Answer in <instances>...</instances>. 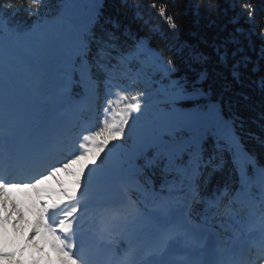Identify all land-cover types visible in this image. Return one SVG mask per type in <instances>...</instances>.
Listing matches in <instances>:
<instances>
[{"label": "snow or ice", "instance_id": "6c2138e0", "mask_svg": "<svg viewBox=\"0 0 264 264\" xmlns=\"http://www.w3.org/2000/svg\"><path fill=\"white\" fill-rule=\"evenodd\" d=\"M86 3L88 15L79 25H72V15L79 4L77 0H60L56 16L48 15L50 0H36L35 7L8 6L5 9L8 17L0 16V34L6 32L17 49L44 26L64 25L68 40L61 49L58 74L47 77L43 73L34 74L35 87L38 91L43 89L39 104L22 94L16 85L14 68L20 52L9 49L0 54V109L12 118L11 131L19 133L31 127L33 116L39 112L61 113L58 120H62L68 112L90 107L99 99L101 87L106 100H110L115 94L112 89L117 87L114 83L116 72L122 77L120 100L126 102L116 113L118 119L105 121V126L113 131L95 157H100L101 153L104 156L100 160L94 157L92 161L101 170L102 183L97 180L93 188L94 178L82 167L71 195L59 201V205L75 201V206L64 213L59 226L47 218V212L45 214L50 240L43 235L33 239L34 228L27 234L17 230L10 235L4 223L0 235V262L19 264L21 260L40 259L47 264H264V204L260 209L258 245L238 258L230 255L232 249L224 248L220 258L211 261L204 258L213 243L209 230L205 224L197 222L202 214L192 209L197 201L211 203L224 192L231 191L232 183L239 184L238 195L255 181L264 188V139L255 137L261 149L253 151L239 131L243 126L239 109L255 111L253 105L247 103L251 96L244 89L260 97L261 111L254 122L258 121L264 128V32L258 34L254 25L256 7L241 5L249 13L247 20L241 23V14L237 13L228 21L234 27L226 36L217 35L211 41L205 39L203 46L181 37L183 25L176 22L179 14L173 15L166 21L169 28L162 36L166 41L164 49H159L152 48L148 37L132 31V26L122 23L119 17L105 15L108 0H86ZM120 3L135 9V19H143L137 4L130 0H120ZM225 3L235 11L233 0H225ZM215 6L208 5L209 8ZM201 7L192 0L187 5L195 15H199ZM21 8L32 20L23 30L9 21V17L19 15ZM165 11L167 13L166 8ZM253 36L259 44L253 41ZM246 48L255 52V58ZM165 50L170 53L167 59ZM145 58L159 75V87L149 79L146 83L152 91L144 87L129 96L135 84L126 80L131 79L133 71L137 75L144 73L140 64ZM52 122L41 121L36 126ZM116 128L119 131H115ZM186 129L197 130V135L184 140L180 133ZM205 137L214 138L213 149L207 153L203 146ZM226 169H230V176L217 187L215 194L200 192L202 179L206 184L211 176L223 174ZM81 174H84L83 179ZM157 176L160 177L159 188ZM176 185L181 192L187 189L186 202L191 198L186 212L171 205ZM29 188L31 184L7 181L0 184L3 189L0 221H9L12 209L21 200L9 193ZM21 192L27 198L26 192ZM136 192L146 194L151 208L141 210L139 202L133 200ZM81 195L85 197L83 201L79 200ZM57 206L54 204L51 208ZM20 215L17 210L15 219L11 220L13 228ZM141 221L153 226L159 236L150 251L141 248L124 260L108 262L92 255V243L113 225L124 227L132 241ZM240 235L242 232L235 234L233 239H239ZM45 246L50 247L54 257L44 253ZM29 247L43 255L30 252L26 257Z\"/></svg>", "mask_w": 264, "mask_h": 264}, {"label": "trees", "instance_id": "16d2710c", "mask_svg": "<svg viewBox=\"0 0 264 264\" xmlns=\"http://www.w3.org/2000/svg\"><path fill=\"white\" fill-rule=\"evenodd\" d=\"M79 3L74 10L72 15V25H79L82 23L88 15V7L86 0H77ZM193 3H199L202 5L199 11V15L193 14L192 10L187 9L189 0H130V3L137 4L139 10L142 13L143 19L138 20L134 18V8H127L121 5L120 0H108V4L105 8V15L119 17L122 23L132 26V31L138 33L141 37H148L150 41V46L152 48L164 49L166 41L162 38L163 33H165L169 25L166 24V21H170L171 16L179 14L176 19L178 24H182L184 31L180 34L184 40L190 41L192 44H201L202 41L207 39L211 41L214 36L219 35L220 37L226 36L229 31L234 27L229 24V19L236 15L237 13L241 14V23L248 18V11L246 8H242L241 5H252L256 7V12L254 15V25L257 29V33L264 32V0H233L236 5L235 11L229 9L225 0H192ZM21 4L32 5L35 7L36 0H0V16L8 17L7 11L5 9L8 6L17 7ZM60 0H50L48 15L56 16L58 13ZM213 4L215 7L209 8L208 5ZM167 10V13L165 11ZM9 21L18 26L21 30L25 29L28 25L32 24L29 14L23 8L20 9L19 15L9 17ZM46 33V35L44 34ZM9 35L5 32L0 34V54L7 53L9 49L13 51H19L20 55L15 63V76L16 83L23 87L26 90V95L30 96L34 103L39 104L43 99V89L39 91L34 85L36 73H43L45 77L50 75V69L48 67V58L57 48L62 49L67 40V32L64 25H58L53 28L51 26H44L36 34L30 36L25 43L20 44V49H17L15 43L9 40ZM253 41L256 44H259V40L256 36L252 37ZM245 46H247V41H244ZM249 55L255 58V52L251 49H247ZM170 53L165 50V59L168 58ZM140 67L144 69V73L139 75L135 71L132 73L130 80L126 82L134 83V88L128 93L129 96L136 94L139 89L144 87H149V91H152V88L146 83L147 80H151L156 83V86L159 87V75L156 73L155 69L152 67L150 60L145 58L144 62L140 64ZM148 74V75H146ZM252 75L251 73H248ZM122 79L119 72L114 73V83L117 84V87H114L112 91L114 95L120 99V85L119 81ZM78 89H76L77 91ZM251 96V100L247 103L253 105L255 111L251 109L240 108L239 110L242 113L243 126L239 128L240 135L245 140V142L253 149V151H260L261 146L255 137L259 136L264 139V128L260 126V123L254 122L257 119L258 113L261 111V99L250 89H244ZM100 93L104 94L103 87L100 89ZM131 102V101H128ZM125 101H122V105H125ZM243 103V102H242ZM239 124V122H238ZM181 137L184 140H191L197 135V130H184L180 133ZM107 140L109 138V133L106 135ZM110 143H112L110 141ZM214 138L209 139L205 137L204 141V150L205 152H210L213 149ZM97 154V151H96ZM95 155H91L88 159V163L92 164ZM111 155V153H110ZM104 154L101 153L100 157H95V159L100 160ZM105 159H107L105 157ZM96 167L94 164H92ZM97 171V170H96ZM230 176V169H226L223 174H216L208 179V182L205 184L204 180H201L200 183V192L202 194H214L218 186H222L224 182ZM157 188L160 186V177H156ZM239 186L238 183L231 184V191H226L222 194V200L220 202V209L227 210L229 207L236 206L233 196L234 187ZM177 191L175 192L174 197L171 200L172 207L176 208L178 211L184 210L185 212L188 209V204L185 201L184 197L187 195V189L185 188L183 192L179 191V185L175 186ZM251 187H254L253 182L248 185L245 190H250ZM233 201H230V200ZM133 200L150 202V199H147L145 193L138 192L133 196ZM139 203V204H140ZM190 202L189 204H191ZM212 203V202H211ZM211 203H202L197 201L192 204L193 212H199L202 215L198 218L197 222L210 223L205 217H202L207 210V207ZM244 209L254 208V203L250 197V202H248L247 207L242 204ZM151 208V207H150ZM256 217L255 215H252ZM217 222L220 225L224 224L223 218H217ZM211 225V224H210ZM48 246H45V250H48ZM48 256H45L47 259ZM46 262V261H45ZM47 263V262H46ZM0 264H9V262H0ZM19 264H23L19 262Z\"/></svg>", "mask_w": 264, "mask_h": 264}, {"label": "rangeland", "instance_id": "374dc122", "mask_svg": "<svg viewBox=\"0 0 264 264\" xmlns=\"http://www.w3.org/2000/svg\"><path fill=\"white\" fill-rule=\"evenodd\" d=\"M20 91V90H19ZM36 118V115L33 116L32 121ZM11 117H7L3 110L0 109V123L6 121L8 123V130L12 135L18 134V132L11 131ZM89 121V120H87ZM119 129V128H118ZM39 129H33L32 131H36L37 137H40L43 132H39ZM20 133V132H19ZM73 161V160H72ZM84 168V162L82 161L81 157H76L74 163H66L62 168L61 171H57L53 168L47 170L45 173L41 174L38 178L34 179L31 183H24V184H31L32 188L26 190H18L9 193V196L13 195L21 200L18 201L16 207L12 209V216L9 217V221L2 222L0 221V231H3L2 225L4 223L7 224V229L9 234L11 235L14 231H20L21 233L27 234L30 229H35V235L33 239H35L38 235H43L47 237L49 240L51 239L48 236L47 228L45 225V214L46 210L49 207V210L53 211L51 208L52 200L58 199L60 200L64 195L61 191V184L63 181L66 180L69 183L71 180L73 181L75 178L78 179L80 175V171ZM85 169V173L88 174V169ZM83 175L81 174V178L83 179ZM22 183V182H19ZM61 183V184H60ZM55 189L57 194L51 193L49 189ZM21 191H25L27 194V198L25 197L24 193ZM3 198V189H0V199ZM259 199L264 200V195H260ZM8 207L10 208L11 205L9 204ZM17 210L20 211L21 215L20 218L16 221V227L13 228L11 223L12 219H15ZM56 215L51 213V218H48L51 221H54L55 224L58 221H61L62 213L60 211H55ZM59 226V224H58ZM120 228V225H118ZM2 235V233H0ZM149 241L151 242V247L157 244L159 241V236L155 233L152 236H148Z\"/></svg>", "mask_w": 264, "mask_h": 264}, {"label": "bare ground", "instance_id": "6f19581e", "mask_svg": "<svg viewBox=\"0 0 264 264\" xmlns=\"http://www.w3.org/2000/svg\"><path fill=\"white\" fill-rule=\"evenodd\" d=\"M45 130L46 131L50 130L48 124L45 125ZM24 135H27V134H24ZM36 143H38L37 146H35ZM42 143H43V139H40V141H39V139L35 140V142L27 150H24L21 153L22 158H28L30 156H36V154H38V152L40 151V148H38V146H42Z\"/></svg>", "mask_w": 264, "mask_h": 264}]
</instances>
